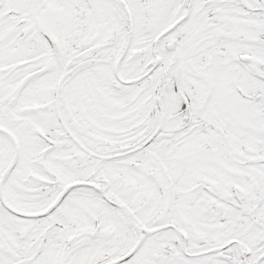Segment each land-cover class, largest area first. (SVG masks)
Wrapping results in <instances>:
<instances>
[{
	"label": "snow or ice",
	"instance_id": "6c2138e0",
	"mask_svg": "<svg viewBox=\"0 0 264 264\" xmlns=\"http://www.w3.org/2000/svg\"><path fill=\"white\" fill-rule=\"evenodd\" d=\"M0 264H264V0H0Z\"/></svg>",
	"mask_w": 264,
	"mask_h": 264
}]
</instances>
